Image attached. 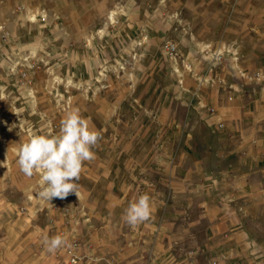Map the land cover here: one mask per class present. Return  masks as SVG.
<instances>
[{
	"label": "rangeland",
	"instance_id": "rangeland-1",
	"mask_svg": "<svg viewBox=\"0 0 264 264\" xmlns=\"http://www.w3.org/2000/svg\"><path fill=\"white\" fill-rule=\"evenodd\" d=\"M165 41L190 72H176ZM202 42L234 43L239 60L241 45L259 46L263 58L264 0H0V264L264 262L252 249L241 259L207 252L217 192L193 184L221 177L208 174L215 144L202 140L219 134L206 115L209 86H230L211 75L220 63L201 59ZM69 107L100 137L74 181L79 196L49 204L13 149L29 128L58 131ZM145 193L150 217L132 227L123 211ZM57 234L66 244L49 253L43 238Z\"/></svg>",
	"mask_w": 264,
	"mask_h": 264
},
{
	"label": "crops",
	"instance_id": "crops-1",
	"mask_svg": "<svg viewBox=\"0 0 264 264\" xmlns=\"http://www.w3.org/2000/svg\"><path fill=\"white\" fill-rule=\"evenodd\" d=\"M240 50L242 68L248 74L257 71L261 77L249 81L240 78L230 56L216 65L211 75L222 78L230 88L214 83L208 88L207 100L209 106L216 108L225 126L219 130L213 124L219 134L202 142L215 144L205 152L206 169L209 175L221 177L209 183V188L203 183L197 186L199 182L193 185H196L195 190L217 192L216 199L208 204L211 209L205 214L208 218L205 234L212 238L207 252L238 254L241 259L248 255L249 249L258 256L264 255V57L259 58V46L248 49L241 45ZM217 90L229 95L231 100L222 98L221 93V97L217 95ZM146 159L144 157L141 164L144 170L149 168ZM195 166L197 174L207 173L202 165ZM217 199L222 208L227 206L228 210L217 209Z\"/></svg>",
	"mask_w": 264,
	"mask_h": 264
},
{
	"label": "clouds",
	"instance_id": "clouds-1",
	"mask_svg": "<svg viewBox=\"0 0 264 264\" xmlns=\"http://www.w3.org/2000/svg\"><path fill=\"white\" fill-rule=\"evenodd\" d=\"M100 133L90 126V121L81 116L78 108H66L59 121V130L44 132L29 128L21 142L13 149L16 165L27 177H38V197L48 203L53 198H64L75 193L86 161L95 159L92 151ZM50 204V203H49ZM150 197L142 194L129 201L123 211V220L136 227L149 219ZM45 250L55 253L66 244L63 235H45Z\"/></svg>",
	"mask_w": 264,
	"mask_h": 264
},
{
	"label": "built area",
	"instance_id": "built-area-1",
	"mask_svg": "<svg viewBox=\"0 0 264 264\" xmlns=\"http://www.w3.org/2000/svg\"><path fill=\"white\" fill-rule=\"evenodd\" d=\"M164 53L170 58L180 60V65L176 70L179 72V69H186L188 72L192 70V64L190 62L185 63L183 59H181L179 52L176 49L175 44L170 41H165L162 45ZM199 53L202 58L208 61L209 65L221 63L226 56H230L233 60V64L240 78L245 79H258L260 78V73L257 71L248 72L243 69L239 64V50L238 46L234 43H218L212 44L210 42H202L199 45ZM216 108L214 106H208L206 108L207 119L211 124H214L217 128H224L225 124L221 120V118L216 113Z\"/></svg>",
	"mask_w": 264,
	"mask_h": 264
}]
</instances>
